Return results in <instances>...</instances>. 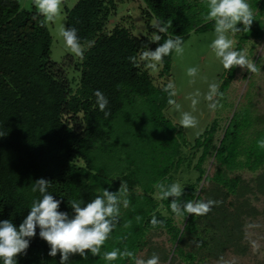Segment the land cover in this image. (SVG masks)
<instances>
[{"label":"trees","instance_id":"16d2710c","mask_svg":"<svg viewBox=\"0 0 264 264\" xmlns=\"http://www.w3.org/2000/svg\"><path fill=\"white\" fill-rule=\"evenodd\" d=\"M140 1L147 27L143 37L120 23L105 31L116 12L114 0H79L65 9L66 26L76 28L81 44L88 47L77 65L80 80L73 89L63 65L51 61L52 36L47 24L41 26L43 17L35 8L22 9L20 0H0V221L11 220L19 227L33 201L42 198L32 191V183L40 178L50 181L48 193L61 201L59 210L70 217L72 200L90 202L103 188L118 191L124 181L130 204L126 209L121 206L120 224L101 253L127 247L138 257L148 249L150 258L154 248L148 236L164 230L173 249L162 251L160 258L169 264H212L227 254L246 256L248 220L264 217V207L252 203V197L264 200V149L257 147L264 138V119L238 108L218 143L215 120L188 144L183 131L164 114L170 106L164 79L170 76L174 52L163 59L159 72L163 82L158 85L143 62L137 67L128 58L138 57L147 47L155 50L154 35H161L159 44L172 35L182 36L184 43L191 33L212 30L214 21L203 20L206 0ZM250 1L258 12L248 32L236 33V50H244L250 39L264 38V0ZM161 20L172 25L167 33L153 26ZM236 69L223 74L220 99L235 79ZM96 90L109 101L107 118L96 104ZM140 99L146 105L152 136L139 142L141 138L131 131L136 123L129 110L140 106ZM209 157L215 167L212 174L204 167ZM239 170L257 174L246 180L235 174ZM191 173L193 180L183 179ZM175 182L184 187L182 201L211 199L220 204L205 215L176 216L170 208L172 197H155L158 183ZM153 215L163 224L154 228ZM137 216L142 217L139 222ZM174 217L180 218V226ZM128 221L131 226L123 227ZM39 231L37 227L26 254L16 257L17 264H60V254L48 255L50 246ZM68 264L133 261L108 262L88 252L87 260L75 254Z\"/></svg>","mask_w":264,"mask_h":264},{"label":"clouds","instance_id":"9594fccd","mask_svg":"<svg viewBox=\"0 0 264 264\" xmlns=\"http://www.w3.org/2000/svg\"><path fill=\"white\" fill-rule=\"evenodd\" d=\"M63 0H34V5L38 14L43 17L44 26L48 23L55 24L61 15V5ZM207 13L203 16L204 22L214 21L215 39L211 42V49L220 60L224 69L232 70L236 66L247 69L250 73H257L259 68L254 61L248 58L244 50H236L234 36L238 32H248L253 23L254 12L248 0H206ZM238 23L243 27H237ZM159 33H167L171 27L170 22L157 21L153 25ZM58 35L63 39L66 48L75 56L83 58L84 46L80 42L77 29L61 24L58 28ZM161 35H154L151 42H157L158 47L150 50L148 47L142 51L138 57L128 59L137 67L143 62L144 67L149 70H156L163 65V59L172 52L183 54V37L178 35L169 36L162 44H159ZM93 42H89V47ZM198 69L189 67L187 75L195 77ZM194 82V81H193ZM220 83L213 82L208 86V91L204 94V99L208 102L211 110L222 107L220 99L223 93L220 92ZM163 91L167 93V103L180 111L181 105L174 97L177 90L174 82H169ZM96 104L99 110L104 112L107 118L110 112L105 111L109 103L108 99L100 90L94 92ZM201 92L199 90L191 93L187 99L191 101L192 111H182L180 125L183 128H195L198 120L193 112L199 103ZM257 147L264 149V138L257 141ZM50 181L44 178L35 180L32 183V191L41 194L40 199L34 200L27 217L20 223L19 227L11 220L0 221V259L3 264H17L16 257L26 254L30 246L31 238L36 236V229L39 227V236L50 246L48 255L55 257L60 254V264H68L70 257L79 254L83 260L88 259V252L93 257L101 256L105 261L111 262L117 259L128 258L133 264H159V256L153 253L150 258L137 257L135 253L125 247L123 250L115 248L111 251L101 253V249L110 235L120 224L121 206L128 208L129 190L126 182L122 181L118 191L112 192L102 189L90 202L84 203L79 200H72L70 207L74 212L71 217L69 213L60 211L61 201L48 193ZM160 199L172 197L170 208L176 216H183L184 213L192 215H205L211 211L213 206H218L220 201L214 200H187L182 201L184 187L179 182L165 185H156ZM142 217L137 216L139 222ZM151 224L155 228L163 224L155 215L151 218ZM131 226V221L124 223L123 227Z\"/></svg>","mask_w":264,"mask_h":264},{"label":"rangeland","instance_id":"374dc122","mask_svg":"<svg viewBox=\"0 0 264 264\" xmlns=\"http://www.w3.org/2000/svg\"><path fill=\"white\" fill-rule=\"evenodd\" d=\"M78 1L79 0H63L61 15L58 17L56 23L47 24L52 36L51 61L63 65L73 89H76L79 84L80 72L77 69V65L81 61V58L75 56L66 48L63 39L58 35V28L61 24L66 26L65 9L73 8ZM114 1L117 4L116 12L112 16L105 31H111L116 24L120 23L124 27L130 29L136 37L146 36L147 27L141 15V1ZM248 3L252 7V2L250 0H248ZM20 4L22 9L25 10L36 9L34 0H20ZM253 12L255 15L258 10H253ZM261 20L264 24V15ZM233 38L237 43V34H235ZM213 39H215L214 28L205 33H191L183 43V54L178 55L175 52L173 53L170 76L164 79V84L166 85L170 81L174 82L177 90V95L174 99L181 105L180 111H177L173 106H169L164 114L183 131L188 144H193L196 139L210 128L215 120L218 122L215 143H218L223 137L224 130L229 124L233 113L238 108L248 109L253 118L262 117L264 119V38L250 39L244 47V51L247 53L250 60L255 63V60L259 59V71L257 73H250L247 69H241L237 66L235 79L225 93L224 98H219L222 107H217L216 110H211L208 107V102L203 98L204 94L208 91L209 84L213 82L220 83L223 74L226 72V69H224L220 60L215 56V53L210 47ZM83 46L85 50L88 48L86 45ZM189 67H196L198 69L195 77H189L187 75V69ZM150 71L155 80V84H161L163 79L159 77L160 66H158L156 70ZM197 90L201 92V96L193 115L196 116L198 125L195 128H183L179 123L181 112L192 111L191 101L186 97ZM138 101L141 102V105L133 110H129V112L135 117L132 121L136 123L131 129L132 134L133 136L141 138L139 140L140 142L145 138L149 140L152 136V131L147 128V121L149 118L146 105L142 103L143 100L140 99ZM256 127H261V123ZM135 140V138L129 139L130 142H134ZM204 167L209 174L213 173L215 167L210 157L205 162ZM235 174L241 175L246 180H250L255 177L257 173L239 170L236 171ZM187 178L193 180V174L185 175L183 179ZM155 197L160 199L158 192L155 194ZM252 203L259 209H263L264 207V200L261 196L252 197ZM174 220L178 226L181 225L179 217H174ZM246 231L250 247L246 256L242 257L227 254L224 256L223 260L220 262H213L212 264H264V217L248 220ZM148 241L151 247L154 248L153 252L156 253L159 258L162 256V251L168 253L173 249L170 237L164 230L152 231L148 236ZM148 252V249H146L140 252L138 257L146 259L149 256ZM159 264L169 263L162 261L160 258ZM175 264L184 263L178 261Z\"/></svg>","mask_w":264,"mask_h":264}]
</instances>
